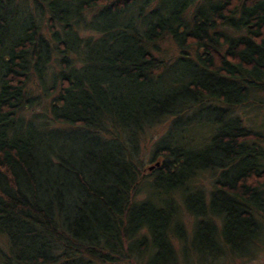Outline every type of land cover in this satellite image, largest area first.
Segmentation results:
<instances>
[{"label": "trees", "instance_id": "16d2710c", "mask_svg": "<svg viewBox=\"0 0 264 264\" xmlns=\"http://www.w3.org/2000/svg\"><path fill=\"white\" fill-rule=\"evenodd\" d=\"M238 1L0 0V264L245 253L264 218V135L216 108L264 89V0ZM167 119L145 173L143 136Z\"/></svg>", "mask_w": 264, "mask_h": 264}, {"label": "rangeland", "instance_id": "374dc122", "mask_svg": "<svg viewBox=\"0 0 264 264\" xmlns=\"http://www.w3.org/2000/svg\"><path fill=\"white\" fill-rule=\"evenodd\" d=\"M219 30L221 33H225L226 36L230 38L235 39L237 38L236 36H238V33H235V31L232 29L220 28ZM158 45H157L158 47L157 49H159L160 51L158 52L159 57L165 58V59L166 58L172 59L174 56L177 55L178 49L177 47L175 48V45L169 39L166 38L162 41H159ZM186 52L188 53V50H186ZM33 94L35 95V93ZM216 110L221 111L222 113L223 112L225 113L224 114L225 119L220 118L222 119L221 120L222 122L230 120V119H234L235 121H237V119L238 120L242 119L244 120V121H241L240 123L242 129L246 131L255 130L256 132L260 133L262 136L264 135V89L255 92L249 98V103H247L245 106H239L233 109L226 105H220L216 108ZM229 111H231V113ZM169 122L171 121L167 119V121L162 122L160 125L151 127V129L147 130L143 136V141L141 143L143 146L142 155L144 158H146L145 167H144L145 173L148 172L147 169L154 166L155 164V159L152 158L153 157L152 150H153L155 143L159 141L160 137L166 134V130H168ZM210 173L211 172H209V174L206 173L204 176H200L197 179L196 186L194 187L196 190L201 191L203 194L204 193L208 194V192L210 191L212 187L213 180H211L212 174ZM215 174H217V172ZM218 175L219 174L216 175L217 178H218ZM144 197L145 195L141 191L137 194L138 200H142V199L144 200ZM189 217L190 216L185 211L183 215V220H184L183 229L186 228V233L191 235L193 232L192 226H194V219L191 218L190 221H188ZM196 220L201 221L202 219H196ZM260 225L262 226V228L261 227L259 228L260 231L257 234L255 239L252 240V238L251 239L247 238L246 241L241 243L246 248L245 253L242 255H240L239 253L242 251L241 248L235 252L229 250V253L225 256L222 254L221 250H218L219 252L214 253L213 258H210V260L203 259L199 261V258H195L194 255L191 254L189 255V260L188 259L187 260L178 259L176 264H264V232L262 231V229L264 230V221H261ZM175 243L177 245V250H179L180 243L177 241H175ZM217 245L219 244L217 243ZM184 246H186V244ZM0 248H3V247H0ZM206 249L209 250L211 248L207 247ZM188 250H190L189 247H188ZM178 256L180 257V254H178Z\"/></svg>", "mask_w": 264, "mask_h": 264}, {"label": "flooded vegetation", "instance_id": "af4514ba", "mask_svg": "<svg viewBox=\"0 0 264 264\" xmlns=\"http://www.w3.org/2000/svg\"><path fill=\"white\" fill-rule=\"evenodd\" d=\"M243 162H244V161H243ZM237 165H239V163H237ZM262 220L264 221V218H263ZM260 227L262 228V226H260ZM262 231L264 232V230H263V229H262ZM262 231H261V232H262ZM260 235H261V234H260ZM252 240H253V239H252Z\"/></svg>", "mask_w": 264, "mask_h": 264}]
</instances>
